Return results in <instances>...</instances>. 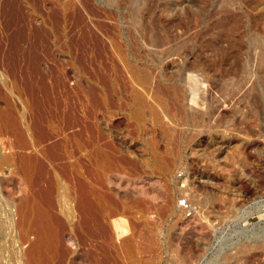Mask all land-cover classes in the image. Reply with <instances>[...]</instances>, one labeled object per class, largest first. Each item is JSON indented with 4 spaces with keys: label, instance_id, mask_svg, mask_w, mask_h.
<instances>
[{
    "label": "rangeland",
    "instance_id": "obj_1",
    "mask_svg": "<svg viewBox=\"0 0 264 264\" xmlns=\"http://www.w3.org/2000/svg\"><path fill=\"white\" fill-rule=\"evenodd\" d=\"M8 1L0 0V155L10 153L1 138L15 139L25 100L58 101L81 117L92 146L70 161L49 150L40 191L52 166L62 176L99 147L118 163L101 172L107 199L124 217L132 207L134 264H264V0H28L16 13ZM69 116L51 124L77 122ZM19 177L0 174L6 216L29 197ZM184 196L191 216L178 206ZM67 235V264H110L111 245L76 248Z\"/></svg>",
    "mask_w": 264,
    "mask_h": 264
},
{
    "label": "bare ground",
    "instance_id": "obj_2",
    "mask_svg": "<svg viewBox=\"0 0 264 264\" xmlns=\"http://www.w3.org/2000/svg\"><path fill=\"white\" fill-rule=\"evenodd\" d=\"M8 2L10 9L13 11H22L29 5L28 0L25 1L26 4H23L22 0H9ZM34 31L37 32L38 30ZM134 71L137 72L135 69ZM36 91L38 93L39 89ZM93 93L100 94V99L97 97L99 101H106L104 91L94 90ZM57 102L52 103L50 101L45 102L46 104L44 103L43 106H36L37 104L31 105L29 101L25 100L24 103L22 102L23 108L22 112L20 111L19 126L15 130V139L9 140L11 135H9L8 140L1 138L2 147L5 150H10V153L2 152L0 155V174L5 173L8 168L11 176L19 175L22 185L29 193V197L17 212H9V216H6V213L4 214L3 210H0V264H67V256L70 254V250L65 243V233H68L69 240L74 241L76 248L78 246L84 247L90 240L100 241V239L107 245H111V247L108 245L110 249L105 246V254L109 256L110 264H120L119 259L127 261L125 264H134L136 262V232H134L127 218L128 216L131 218L133 214L132 207L125 208V218L121 213L122 205L117 203L116 199L115 203L112 202L113 200L110 201L111 198L107 199L104 179H102L101 172L105 171L106 173L118 168L116 158L107 155L102 152L101 148L96 147L93 153L90 152L91 154H89L87 160H76L77 162L75 161L73 165L64 167L62 176L58 167L52 166L45 188L42 191L39 190L40 173L45 171V167L51 165L48 160H45V155L49 150L55 153L57 156L55 159L70 161L76 154H81L92 146V141L81 137L85 136L81 117L79 118L73 112L74 110L67 111V107L65 108ZM69 115L77 120L75 122L73 119L76 124L71 123L72 120H69L67 126H64L65 124H63L64 127L59 125ZM54 118L59 122L56 127L51 124ZM64 122H67V119ZM10 132L12 131L10 130ZM10 132L8 134H11ZM93 144L96 143L93 142ZM0 151H2V148H0ZM1 193L3 192L0 191ZM42 194L46 198L44 201L40 198ZM55 197H57V202ZM12 216L18 218V226L21 229V237L17 240V243L8 236L14 234ZM31 236H34V239ZM14 244L17 245L13 249ZM23 244H28L25 255L21 253ZM101 247H104V245ZM99 249L101 248L99 247Z\"/></svg>",
    "mask_w": 264,
    "mask_h": 264
},
{
    "label": "built area",
    "instance_id": "obj_3",
    "mask_svg": "<svg viewBox=\"0 0 264 264\" xmlns=\"http://www.w3.org/2000/svg\"><path fill=\"white\" fill-rule=\"evenodd\" d=\"M183 175V173L179 174L180 177H182ZM178 204L188 216L193 215L194 208L191 206L190 200L187 196H184L182 199H179Z\"/></svg>",
    "mask_w": 264,
    "mask_h": 264
}]
</instances>
